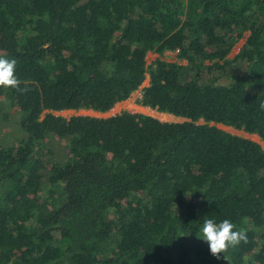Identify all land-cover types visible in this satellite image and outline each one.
<instances>
[{
	"label": "trees",
	"instance_id": "obj_1",
	"mask_svg": "<svg viewBox=\"0 0 264 264\" xmlns=\"http://www.w3.org/2000/svg\"><path fill=\"white\" fill-rule=\"evenodd\" d=\"M0 55L27 89L0 87L21 133L0 143V264H264V150L216 126L264 142V0H0ZM146 77L136 103L184 121L54 114ZM206 219L248 242L216 259Z\"/></svg>",
	"mask_w": 264,
	"mask_h": 264
},
{
	"label": "rangeland",
	"instance_id": "obj_2",
	"mask_svg": "<svg viewBox=\"0 0 264 264\" xmlns=\"http://www.w3.org/2000/svg\"><path fill=\"white\" fill-rule=\"evenodd\" d=\"M247 35H248V33L245 32L243 37L233 44L229 54L227 55L228 58L231 59L237 54L238 50L243 45ZM156 57H157V54L151 53V52L148 53L146 56L147 64H149L151 61H153ZM164 58L168 61H176L177 60L176 52H166L164 55ZM181 63L185 64L184 61H181ZM238 67H239L240 71L245 70V64L242 62L240 63V65H238ZM212 74L217 75L218 72L213 71ZM206 77H207V74L203 73L204 80L206 79ZM147 82H148V78L146 77V79L143 81L140 88L137 91L133 92L131 94V97L137 96L138 91H140L143 86L147 85ZM218 82L222 83V84H227L229 82L228 77H227V69H224L222 75L220 77H218ZM135 101L133 102V104L130 102V103H123V104L115 105L111 110H109L108 112H106L104 114L96 113V112H93L91 110H79V111L63 110V111L54 112V114L63 116L65 118H69L70 116H73V115H90V116H97V117H108V116H112L114 114H117L122 110H128L130 112H138V113H142V114H146V115H151V116H153V117H155L161 121L181 122L183 120V118H181V117H178V118L171 117L167 113L157 112L156 110L149 109V108L148 109H142V108L135 109L134 106H135V104H137ZM4 112H6V114H7V116H6L7 119L6 120L4 119V122H1L2 117L0 118V143L9 146V145H12V144L18 142L19 135L21 133L17 129L16 119H15L14 114L7 111V110H4ZM4 112H3V114H4ZM216 126L222 130H225V131L231 133V134L240 135V136L249 138V139L257 142L258 144H260V146L264 150V142H262L257 135L248 134V133L243 132L242 130H237V129H234L232 127L224 126L221 124H216ZM222 264H228V262L225 261Z\"/></svg>",
	"mask_w": 264,
	"mask_h": 264
},
{
	"label": "clouds",
	"instance_id": "obj_3",
	"mask_svg": "<svg viewBox=\"0 0 264 264\" xmlns=\"http://www.w3.org/2000/svg\"><path fill=\"white\" fill-rule=\"evenodd\" d=\"M17 60L8 59L0 55V87L11 88L23 92L27 89L20 88L21 81L16 75ZM264 108V104L261 105ZM236 226L228 219L216 222L206 219L203 222L201 235L198 238L207 242L209 251L216 259H221V254L226 260L225 253L230 248H235L241 242L247 243L248 237L244 230H235Z\"/></svg>",
	"mask_w": 264,
	"mask_h": 264
},
{
	"label": "crops",
	"instance_id": "obj_4",
	"mask_svg": "<svg viewBox=\"0 0 264 264\" xmlns=\"http://www.w3.org/2000/svg\"><path fill=\"white\" fill-rule=\"evenodd\" d=\"M148 78V77H147ZM147 85H148V82H147ZM147 85H145V86H147ZM140 94H141V90L140 91H138V93H137V96H133V97H129L128 99H126V100H124V101H121V102H118L116 105H119V104H123V103H132L133 104V102L136 100V99H138L139 97H140ZM136 102V101H135ZM135 109H140V108H142V109H148V107H144V106H140V105H137V104H135ZM83 110V109H82ZM79 111V110H78ZM92 111V110H91ZM94 112V111H93ZM96 113H100V112H96ZM100 114H104V113H100ZM168 115H170L171 117H175V116H173V115H171V114H168ZM176 118H178V117H176Z\"/></svg>",
	"mask_w": 264,
	"mask_h": 264
},
{
	"label": "water",
	"instance_id": "obj_5",
	"mask_svg": "<svg viewBox=\"0 0 264 264\" xmlns=\"http://www.w3.org/2000/svg\"><path fill=\"white\" fill-rule=\"evenodd\" d=\"M184 120H185V118H183V120H182V121H184ZM182 121H181V122H182Z\"/></svg>",
	"mask_w": 264,
	"mask_h": 264
}]
</instances>
